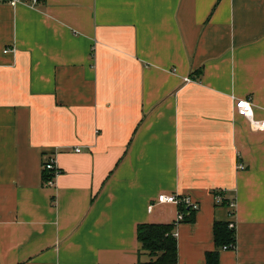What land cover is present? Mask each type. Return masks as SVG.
<instances>
[{
  "label": "crops",
  "instance_id": "0c3cea01",
  "mask_svg": "<svg viewBox=\"0 0 264 264\" xmlns=\"http://www.w3.org/2000/svg\"><path fill=\"white\" fill-rule=\"evenodd\" d=\"M232 95L264 119V0H0V264H144L162 193L200 204L177 264H207L216 221L220 264H264V131Z\"/></svg>",
  "mask_w": 264,
  "mask_h": 264
},
{
  "label": "trees",
  "instance_id": "16d2710c",
  "mask_svg": "<svg viewBox=\"0 0 264 264\" xmlns=\"http://www.w3.org/2000/svg\"><path fill=\"white\" fill-rule=\"evenodd\" d=\"M50 170L43 169L42 181L44 184L52 177ZM221 203H226L225 200ZM185 213L184 220H194L195 212L187 207L179 206ZM174 223H140L137 226V237L140 243L138 254L140 262L144 264H177L178 243L173 234ZM216 249L207 252V264H220L219 250L224 246L237 244L236 228L229 227V221H216L214 224Z\"/></svg>",
  "mask_w": 264,
  "mask_h": 264
},
{
  "label": "built area",
  "instance_id": "2783aa9c",
  "mask_svg": "<svg viewBox=\"0 0 264 264\" xmlns=\"http://www.w3.org/2000/svg\"><path fill=\"white\" fill-rule=\"evenodd\" d=\"M20 1L22 0H9V3L13 6H15L16 4H18ZM26 3L30 4V5H37L40 0H24ZM185 81H191V79L189 77L185 78ZM232 100H233V109L234 112H236L237 114L246 117L250 123L253 129L256 130H262L264 131V119H258L255 117V112H254V103L252 101L251 98H239L236 97L235 95H232ZM77 151H80V148L76 149ZM238 167L240 169L244 168V165L242 163H240L238 165ZM43 169H47L50 170L53 175L52 177L46 182L45 185L48 186H54L55 185V181L56 178L61 174V169L57 166L55 159L52 157L51 154H45L43 156ZM216 196V201L218 203L223 202L224 197L223 194L221 192H216L215 194ZM157 201L159 203H173L179 206H185L187 207L190 211L193 212H197L200 209V204L198 201H195L192 197L185 195H178V194H167V193H162L158 196ZM229 206L233 209L235 207V201H231L229 202ZM153 207V205L151 204L149 206V210H151ZM232 216L234 215L233 210L230 213ZM185 218V213L182 212L181 210H179L178 212V216L176 219V222L174 223L175 227L181 222L183 221ZM229 227L231 228H236L235 222L234 221H230L229 222ZM173 234L175 236H177V232L173 231ZM224 249H234L235 246L234 245H230V246H224Z\"/></svg>",
  "mask_w": 264,
  "mask_h": 264
}]
</instances>
